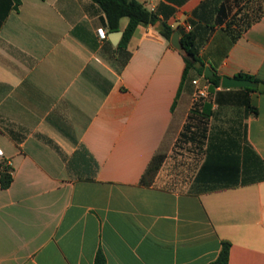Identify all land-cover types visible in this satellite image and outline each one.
I'll return each instance as SVG.
<instances>
[{
	"label": "crops",
	"instance_id": "crops-1",
	"mask_svg": "<svg viewBox=\"0 0 264 264\" xmlns=\"http://www.w3.org/2000/svg\"><path fill=\"white\" fill-rule=\"evenodd\" d=\"M15 1L0 0V160L13 169L0 264H95L99 250L106 264H210L223 241L229 264H264V92L195 99L205 80L183 83L164 13L119 48L93 0ZM136 1L173 9L181 38L190 24L214 74L264 83V0ZM195 103L211 108L206 139L181 166L186 188L163 186Z\"/></svg>",
	"mask_w": 264,
	"mask_h": 264
},
{
	"label": "trees",
	"instance_id": "trees-1",
	"mask_svg": "<svg viewBox=\"0 0 264 264\" xmlns=\"http://www.w3.org/2000/svg\"><path fill=\"white\" fill-rule=\"evenodd\" d=\"M100 5L105 12L107 26L109 31L115 32L119 30L120 21L127 18L129 23L124 30L119 48H125L131 40L135 30L139 25H154L159 20V15L164 13L165 21L161 24V34L168 40L175 30L166 23V19L174 13L173 9L167 12L158 10L156 12L148 11L142 4L136 0H93ZM16 9L20 4V0H16ZM181 42L184 46L183 56L185 60V70L183 74V83L195 76H203L205 65L199 57L198 49L195 44L194 35L192 33L182 34ZM197 64H201L198 68ZM238 78L257 81L254 77L239 74ZM211 84V90L221 86L222 77L214 74L212 78H206ZM251 89V88H248ZM211 108L208 104H197L191 109L184 128L177 139L175 147L179 143L195 145L201 150L202 144L206 139L207 121L211 116ZM13 182V169L5 161L0 160V186L7 189ZM231 244L223 241L218 257L210 264H229ZM95 264H106V257L102 250H99L95 257Z\"/></svg>",
	"mask_w": 264,
	"mask_h": 264
},
{
	"label": "water",
	"instance_id": "water-1",
	"mask_svg": "<svg viewBox=\"0 0 264 264\" xmlns=\"http://www.w3.org/2000/svg\"><path fill=\"white\" fill-rule=\"evenodd\" d=\"M155 23L154 25H156ZM159 30V29H158ZM123 36L122 31H115L109 33V39L113 42L115 46H117ZM171 44L178 50L183 51L184 46L181 42V36L179 31H175L171 37ZM197 67L200 68L201 64H197ZM204 76L206 78H212L214 76V72L211 70L210 67H205L204 69ZM221 87L224 89H231V88H251L257 89L261 92H264V83L253 81L249 79H241L236 77H228L223 76L221 79Z\"/></svg>",
	"mask_w": 264,
	"mask_h": 264
},
{
	"label": "rangeland",
	"instance_id": "rangeland-1",
	"mask_svg": "<svg viewBox=\"0 0 264 264\" xmlns=\"http://www.w3.org/2000/svg\"><path fill=\"white\" fill-rule=\"evenodd\" d=\"M198 153V148L195 145L179 143V145L175 147L172 154L175 160V164L178 165L177 171H175L173 174L165 173L164 175H162L161 185L170 188H177L178 190H184L186 188V184L189 181V177L187 176L188 174H185L183 172L182 167L184 165H187L190 156H196V154ZM179 169H182V171Z\"/></svg>",
	"mask_w": 264,
	"mask_h": 264
},
{
	"label": "built area",
	"instance_id": "built-area-1",
	"mask_svg": "<svg viewBox=\"0 0 264 264\" xmlns=\"http://www.w3.org/2000/svg\"><path fill=\"white\" fill-rule=\"evenodd\" d=\"M176 29V27H173ZM184 30L187 34H189L192 31V26L190 24H185L184 25ZM98 35L100 39L104 40L107 38V32L103 29L100 28L97 30ZM202 78L205 80V83H201L200 79H195L192 81V84L195 87V92H194V97L195 99H206L210 96V82L206 79V77L203 75ZM3 155V151L0 149V157Z\"/></svg>",
	"mask_w": 264,
	"mask_h": 264
}]
</instances>
